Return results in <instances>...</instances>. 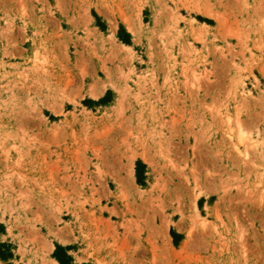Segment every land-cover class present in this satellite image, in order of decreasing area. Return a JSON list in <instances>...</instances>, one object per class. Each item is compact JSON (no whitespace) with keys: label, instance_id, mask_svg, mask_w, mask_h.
<instances>
[{"label":"rangeland","instance_id":"rangeland-1","mask_svg":"<svg viewBox=\"0 0 264 264\" xmlns=\"http://www.w3.org/2000/svg\"><path fill=\"white\" fill-rule=\"evenodd\" d=\"M60 261L264 264V0H0V264Z\"/></svg>","mask_w":264,"mask_h":264},{"label":"trees","instance_id":"trees-1","mask_svg":"<svg viewBox=\"0 0 264 264\" xmlns=\"http://www.w3.org/2000/svg\"><path fill=\"white\" fill-rule=\"evenodd\" d=\"M61 262V264H64V262L63 261H60Z\"/></svg>","mask_w":264,"mask_h":264},{"label":"bare ground","instance_id":"bare-ground-1","mask_svg":"<svg viewBox=\"0 0 264 264\" xmlns=\"http://www.w3.org/2000/svg\"><path fill=\"white\" fill-rule=\"evenodd\" d=\"M241 139V138H240ZM56 263V262H55ZM57 264V263H56Z\"/></svg>","mask_w":264,"mask_h":264}]
</instances>
